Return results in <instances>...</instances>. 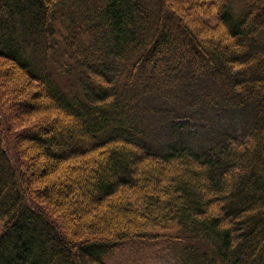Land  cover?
Returning a JSON list of instances; mask_svg holds the SVG:
<instances>
[{
	"label": "trees",
	"instance_id": "1",
	"mask_svg": "<svg viewBox=\"0 0 264 264\" xmlns=\"http://www.w3.org/2000/svg\"><path fill=\"white\" fill-rule=\"evenodd\" d=\"M184 1L0 0V264H108L150 227L175 233L180 264H264V0H208L222 39ZM17 74L39 90H9ZM151 97L241 113L248 131L219 134L203 154L174 126L166 150H152ZM50 110L64 120L37 119L10 146L7 117ZM138 188L143 210L113 204ZM109 202L117 209L86 220Z\"/></svg>",
	"mask_w": 264,
	"mask_h": 264
},
{
	"label": "rangeland",
	"instance_id": "2",
	"mask_svg": "<svg viewBox=\"0 0 264 264\" xmlns=\"http://www.w3.org/2000/svg\"><path fill=\"white\" fill-rule=\"evenodd\" d=\"M184 2L185 4H187L184 13L188 18L189 16L196 13L197 15H195L200 20V22L203 23L202 27L206 30L207 34L210 31V28L212 29V31L210 32H212L213 35H217V37L221 39L225 37L224 27L219 26L220 22L218 21V18L216 16L217 13L215 6L212 5L210 1L185 0ZM197 3H202L201 5H203L204 7H197L199 6L197 5ZM206 37L210 36L208 35ZM7 66V63L0 58V83H2L3 81L2 75L4 74ZM59 79L62 83V86H64L65 89H68L70 93L78 92L77 81L75 79H65L64 77H61ZM193 84H196V81L193 82ZM25 85L29 87V92L27 91V94L29 93L28 95L30 97L31 94L33 95L36 90H39V86L37 83H29L27 78H25L24 76L22 77L20 74L19 76L17 74L16 78L12 81V83L8 84L7 87L9 90H13L15 89V86L21 87ZM179 100L180 98L177 97L176 102L179 103ZM144 103L146 106L144 108L145 112L143 122H145L144 128L147 133L146 139L150 142L149 147L152 150H156L159 152L166 150L168 143L173 136L172 134L174 132V126H181L182 130L185 132L184 135L187 138L189 144L192 145L200 153L206 154L209 151V148L217 142L219 134L231 133L234 135L236 134L240 137H244L248 131L246 125L248 126V123H250V119L248 117L246 118L245 115L241 113H218L215 110H212L207 114L187 112V104L183 105L166 102L158 97H151V99H148ZM13 105L14 101H11L9 103L6 102L5 109L10 110V107H13ZM40 113L41 114L39 115L24 117L21 121L18 122H13L10 117H7L5 123L11 122L13 131L9 132V129L3 123L2 129L8 133L7 135L9 136H7V139L11 147H13L14 140L19 135V133L27 129L29 130L32 125L37 122V119L43 120L45 118H50L51 120H54V118L58 117L63 121L65 118L63 114L55 113V111L53 110H50V114H43L42 112ZM56 114H58V116ZM24 147L25 151H27L26 153H28L27 158L29 160H33V157L37 151L34 150L32 144L28 142L24 145ZM101 153H95V157L100 158L102 155ZM32 160L31 162L35 166V161ZM157 162L160 163L159 161ZM167 171L169 170H165V172ZM63 172H60L56 177L58 178L59 176H63ZM38 190L35 189L33 190V192L37 193ZM142 191L145 190H140V188H138L137 190H123L121 191L122 194L117 195L112 202L113 204H117V206H119L123 204V202L129 201L132 204L131 206L129 205V207H131L132 209L130 210V212L135 213L133 212V210H143L144 201L141 200V195H143ZM112 202L105 204L102 210L97 211L96 213L92 212L86 220L92 224L93 219L95 223V219H100L101 217H104L107 214L113 212L117 208H113V206L111 207ZM50 209L51 208H49V210ZM55 209L56 208H54V210ZM123 211L124 210H121L120 212ZM59 215V213H53L54 217H58ZM135 216L136 215L132 214L129 216L130 218L128 216H123V218L128 217V219L132 220ZM118 217L120 218L121 216L119 215ZM76 225V223H73L70 227L74 229L77 227ZM147 233L148 234H146V236L144 237H135L130 241H127L123 244L121 243V245H119V247L108 256V264H180V246H178L176 242L177 239H175V237L173 236L175 233L172 230H162L150 227ZM82 234L85 237H91L92 235H94L91 231H87Z\"/></svg>",
	"mask_w": 264,
	"mask_h": 264
}]
</instances>
